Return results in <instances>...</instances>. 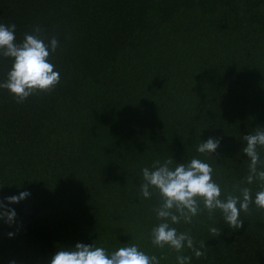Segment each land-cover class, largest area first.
<instances>
[{"label":"trees","instance_id":"1","mask_svg":"<svg viewBox=\"0 0 264 264\" xmlns=\"http://www.w3.org/2000/svg\"><path fill=\"white\" fill-rule=\"evenodd\" d=\"M0 23L16 25L17 42L35 26L55 37L60 73L22 103L0 88V202L16 213L0 220V264H50L77 243L134 244L160 264H264L254 202L238 230L219 211L173 225L205 242L197 258L152 244L159 195L140 190L142 169L169 158L209 163L221 198L239 185L254 201L264 187L246 183L242 152L243 136L264 128V0H0ZM12 63L0 55V83ZM209 138L220 139L215 157L196 150Z\"/></svg>","mask_w":264,"mask_h":264},{"label":"clouds","instance_id":"2","mask_svg":"<svg viewBox=\"0 0 264 264\" xmlns=\"http://www.w3.org/2000/svg\"><path fill=\"white\" fill-rule=\"evenodd\" d=\"M16 25L0 23V55L11 58L13 63L7 74V79L0 83V88L6 89L14 96L17 103H22L36 92H50L60 82V73L54 70L50 62V53H55L58 40L42 35L39 26L31 33H25L23 41L17 42ZM47 41V42H46ZM246 142L243 154L250 160L249 174L246 183L251 185L254 180L264 182V170H258L261 163L258 148H264V128H257L253 133L243 136ZM220 145L219 138H209L196 146L201 154L216 153ZM215 157V156H214ZM169 158L164 162L155 161L151 168L142 169L140 190L145 199L154 194L159 195V204L154 209L160 223L151 230V242L163 249L170 247L177 253L185 248L191 250L195 257L205 255V242H197L189 232H180L173 225L181 222L191 224L195 217L206 212L211 219L219 211L228 227L238 230L243 226L241 212L251 213L253 202L257 209L264 210V187L253 194L249 187H234L239 195L228 194L222 197L220 186L213 179L214 169L209 163L193 158L187 163H176ZM30 195L21 192L18 196L6 198L7 204H17ZM16 218L14 210L0 202V220L11 226ZM210 233L218 237L221 230L211 227ZM12 233H9L11 237ZM177 264H190L191 257L177 255ZM50 264H160L155 256H149L137 245H127L109 253L105 248L77 243L72 249H59L50 260Z\"/></svg>","mask_w":264,"mask_h":264}]
</instances>
